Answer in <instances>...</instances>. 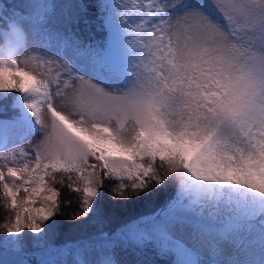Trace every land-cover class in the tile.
<instances>
[{
	"label": "rangeland",
	"instance_id": "rangeland-1",
	"mask_svg": "<svg viewBox=\"0 0 264 264\" xmlns=\"http://www.w3.org/2000/svg\"><path fill=\"white\" fill-rule=\"evenodd\" d=\"M118 1L119 11L125 6ZM151 1L138 2L142 8L131 1L120 11L119 21L142 18L132 52L119 47L120 35L108 33L119 71L59 43L53 28L83 18L79 0H50L44 19L27 15L16 24V47L0 43V111L12 108L14 98L34 126L10 120V135L0 145L1 187L14 210L0 264L22 262L20 250L28 245L42 256L51 250L55 192L48 176L74 180L90 210L86 226L72 237L102 236L95 232L103 221L91 204L100 172L137 167L134 157L149 156L154 146L160 154L181 148L180 157L188 151L182 169L196 168V184L200 178L213 200L198 202L201 209L230 215L227 196L257 193L264 163V0ZM102 21L113 28L111 12ZM6 45L13 47L3 52ZM257 220L242 219L234 229L244 230L246 253L264 260V214ZM179 233L185 241H172V253L183 247L192 264H238L229 240L206 245L194 241L199 234L189 232L187 241ZM215 247L217 255H208ZM126 252L109 250V262L129 264Z\"/></svg>",
	"mask_w": 264,
	"mask_h": 264
},
{
	"label": "trees",
	"instance_id": "trees-1",
	"mask_svg": "<svg viewBox=\"0 0 264 264\" xmlns=\"http://www.w3.org/2000/svg\"><path fill=\"white\" fill-rule=\"evenodd\" d=\"M79 1L81 13L84 15L80 20L83 21H69L59 28L54 27L55 35H60L59 43L65 46L67 44L71 50L72 47L73 50L77 49V57H86L94 63H102L110 68L114 64V45L109 44L108 33L113 30L115 34L120 35L119 47L122 49L125 46L126 53L132 52L136 47L132 45L136 33H133V30L139 29L142 18L124 22L119 21V17L126 7L128 9L131 1L142 8V5L138 4L142 0H123L125 8L121 7L119 11L117 8L122 4L118 0L108 2V7L101 5L105 0ZM145 1H150L152 6L151 0ZM49 3L50 0H0V43L16 41V24L26 20L27 15L44 19L50 12ZM106 12L113 14V28L104 23V28L101 25L102 16ZM147 14L144 10L143 16ZM148 20L146 26L149 25L150 19ZM18 43L15 42L13 46L16 47ZM12 47L6 45L2 51L8 52ZM30 110L36 109L31 107ZM23 116L25 115L14 104V98L12 108L0 111V145H3L5 138L10 135L9 125L12 122L9 121L17 122ZM180 149H172L170 154H160L154 146V151L149 156L134 157L140 161L137 167L127 163L117 169L108 166L102 170L91 201L92 206L97 209L95 215L103 221V225L95 233L102 236L90 239L86 238L90 233L72 237L84 229L86 218H91L90 210L83 206L82 195L76 182L65 181L58 176H48L47 186L55 192V203L50 218L53 229L51 250L42 256L41 253L35 252V246H25L20 250L22 262L13 264H111L107 253L115 247L127 251L129 264H192L186 259L188 254L183 247H179L178 255L172 253V241L177 243L175 245L185 241L179 233L182 231L185 232L187 241L190 239V232L201 237L194 241H202V244L206 245H209L206 243L208 239L210 243L219 238L223 242L229 240L233 244L230 254L235 256L238 264H264V260L258 255L246 253V241L240 236L244 230L234 229V224L239 227L242 219L259 223L257 219L264 214V163L259 170L260 184L253 186L258 190L257 193L252 197L227 196L226 206L231 213L222 216L217 214L212 206L199 208V203L206 204L213 200L208 196L207 187L204 190V183H201L200 178L196 184V168L193 173H188L185 167L182 169V160L184 165V159L189 153L182 152L183 156L180 157ZM1 186L0 181V251L3 249L2 238L9 230V219L14 211L13 207L7 204ZM177 202L185 208L176 207L174 203ZM218 223L225 224V228H217ZM218 248H213L212 253L206 250L207 254L217 255Z\"/></svg>",
	"mask_w": 264,
	"mask_h": 264
}]
</instances>
